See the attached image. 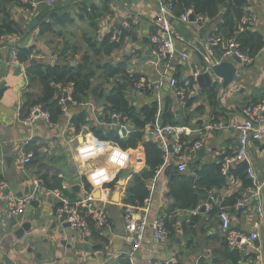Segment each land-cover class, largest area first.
Returning a JSON list of instances; mask_svg holds the SVG:
<instances>
[{
    "label": "crops",
    "instance_id": "0c3cea01",
    "mask_svg": "<svg viewBox=\"0 0 264 264\" xmlns=\"http://www.w3.org/2000/svg\"><path fill=\"white\" fill-rule=\"evenodd\" d=\"M41 2L36 0L31 9L20 2L0 3V27L8 17L21 29V34L0 37V90L5 89L0 100V184L5 186L0 189V195L11 192L23 197L31 192L32 179L45 177L51 186L53 180L59 178L67 198L75 202L88 201L108 215L109 226L92 224L90 236L86 237L80 231L60 224L56 217L58 201L45 194L32 201L36 204L27 205L24 214L17 219L8 218L5 206L1 204L0 264H128L125 254L130 251L131 243L124 233L126 206L122 201L131 176L140 174L145 168L141 146L116 158L119 166L115 167L109 161L114 148L110 143L99 142L87 133V128L75 133L69 122L75 108L69 109V115L61 116L52 128L44 122L24 126L21 120L25 107L42 93L37 82L27 76L25 65L21 68L11 64V51L31 48L30 59L35 61L32 64H61L64 57L75 66L82 55H88L91 62L97 61L87 41L101 48L119 44L125 33L120 47L109 57L104 56L101 63H124L130 78L175 79L177 87L182 88L192 83L194 74L205 72L209 60L214 65L223 62L221 56L228 40L222 31L216 36L220 41L212 55H208L206 42L216 32L219 20L184 22L174 13L171 27L175 35V55L170 60H161L154 54L149 41L153 21L159 12L156 0H56L53 7ZM84 3L95 7L91 18L79 12ZM244 11L251 18L250 30L259 33L264 41V0H253ZM64 15L70 21L58 25L55 19ZM30 22H35L32 30L28 29ZM40 23L52 27L50 33L41 35ZM76 49L79 53L74 55ZM237 68L238 78L225 89L222 79L212 78L217 92L214 107L206 94H200L201 89L213 86L200 88L198 95L182 103L166 85L157 93L136 90L133 84L124 83L126 98L137 111L157 103L158 121L160 111L167 107L174 122L186 124L184 126L193 131L183 137L182 159L188 171L179 174L190 176L195 170L220 164L223 158L232 156L238 146L233 126L242 120V109L264 101V47L250 63ZM116 80L117 77L105 79L97 72L93 86L101 85L108 93ZM85 109L89 119L94 121L92 111ZM94 111L100 119L101 107L95 106ZM147 139L151 140L148 136ZM194 142H199L201 147L190 153ZM114 153L116 155L118 151ZM248 153L258 175L259 201L254 198L241 210L228 204L233 196L248 193L250 187H244L240 178L229 174L224 176L226 185L204 192L194 210L173 208V199L168 195L173 175L161 168L147 182L148 224L134 263L264 264V135L260 141L249 145ZM27 154L32 158L25 164L23 160ZM7 159L11 160L7 162ZM167 164L176 168L177 162L172 155ZM123 175L125 180L121 187L117 182ZM142 209L144 206L135 210L137 217L143 214ZM220 210L228 213L233 229L254 238L253 247L236 250L240 255L236 263L226 248L225 233L218 217ZM161 218L167 219L170 231L165 241L157 243L153 239L152 223ZM25 224L30 230L16 238L15 232ZM228 248L233 250L229 245Z\"/></svg>",
    "mask_w": 264,
    "mask_h": 264
},
{
    "label": "trees",
    "instance_id": "16d2710c",
    "mask_svg": "<svg viewBox=\"0 0 264 264\" xmlns=\"http://www.w3.org/2000/svg\"><path fill=\"white\" fill-rule=\"evenodd\" d=\"M174 5V13L177 16L190 14L193 18L201 17L207 20L218 19L219 23L216 32L213 36H218L222 31L225 32L227 40L234 39L238 44V51L246 55L248 58L254 59L255 56L263 49L264 41L262 36L250 30L249 25H241L240 20L247 15L244 11V0H170ZM15 2L16 0H5L1 4ZM27 9H31L29 3L25 4ZM95 10L94 6H88L85 3L80 5L79 12L84 13L85 16L91 18L92 12ZM222 11V13H221ZM58 25H64L69 22L68 16L57 17ZM40 34L50 33L52 27L46 23H40ZM17 35L21 34L20 26L11 21L8 17L2 21L0 27V37L3 35ZM125 33L122 34V38ZM109 38V37H108ZM122 38L119 44H111L110 46L103 45L101 48H96L94 44L87 41L86 44L92 50L93 57L97 58L96 62L89 61L88 55H82L81 61L74 67L70 65L71 61L64 59L61 64L57 63H31L30 55L31 48H19L17 51L18 60L25 65L27 76L37 82L41 88L42 95L40 98L27 104L24 110L23 118H25L29 110L35 105H41L49 115L51 122L54 125L63 116L60 107L57 103L56 90L50 85L51 82L57 84H72L73 92L71 94L72 100L77 104L90 102L99 107V102L103 101L102 116L98 119V123L89 119V114L84 107H77L70 117V124L74 128L75 133H79L82 128H87V133L91 134L100 142H107L119 148L122 151H134L141 146L144 154L145 169L140 174H133L126 187L123 204L134 208L143 207L144 201L149 197V190L147 182L153 179L158 171L164 167L169 175H173L169 182L168 195L173 199V208L178 210H194L199 205L201 195L204 192L213 188L219 189L226 185V178L222 175L221 164L208 165L202 167L200 170L193 171L192 175H184L177 173L176 168L172 164H164V153L159 146L153 141L148 140L145 130L147 126H152L158 116V105L153 103L150 106H144L140 110H136L126 98L125 85H134L139 80L137 77H129L126 74L125 64L119 63L112 65L110 63H101V59L106 56L109 57L113 50L120 47ZM108 47V48H106ZM79 53V50H74V55ZM97 72H101L105 79L116 78L114 87L110 92L105 93L101 85L93 86V79ZM141 79V78H140ZM201 95L206 94V97L212 107L217 102V92L214 87L201 89ZM190 101L187 103L189 105ZM111 114H120L126 117L129 121L128 134L120 138L117 130L110 126L112 123L110 119ZM139 117L134 120V117ZM159 122L162 126L166 125H181L173 121V114L167 107L160 111ZM185 123V122H184ZM189 145V144H188ZM172 171L173 173H171ZM189 174V173H188ZM228 176H235L240 178L244 183V187H251V182L247 179L245 174V165L236 166L234 171H229ZM47 188L58 189L61 193L68 197L62 190V180L55 178L53 184L50 186L46 178H41ZM116 181L113 183V185ZM88 188V185H86ZM240 198V195L232 197L228 204L233 206ZM72 201V200H70ZM163 222L170 231V226L166 218ZM92 226V223L90 224ZM93 234L95 232L93 231ZM226 248L230 252L233 263L240 260L238 251Z\"/></svg>",
    "mask_w": 264,
    "mask_h": 264
},
{
    "label": "built area",
    "instance_id": "2783aa9c",
    "mask_svg": "<svg viewBox=\"0 0 264 264\" xmlns=\"http://www.w3.org/2000/svg\"><path fill=\"white\" fill-rule=\"evenodd\" d=\"M5 0H0V3ZM20 3H29L31 6L35 4L36 0H16ZM159 6V12L156 19L153 21V32L149 36V41L152 44L154 54L161 60H170L175 55V35L171 27V19L174 17V5L170 0H156ZM245 7H247L253 0H244ZM56 0H42L47 7H53ZM190 14H184L179 16L180 21L188 22ZM196 22L204 21L203 18H194ZM251 18L245 15L241 18V25H249ZM125 26V24H124ZM116 40V39H115ZM219 38L216 36H210L206 42V52L208 55H212V50L217 46ZM232 56L238 57L241 62L248 64L252 60L246 55L238 51V44L234 39H229L226 43L225 50L221 56L223 61L229 60ZM11 64L16 67H24L17 58V51H11ZM208 64V63H207ZM219 64L216 63L215 65ZM214 66L209 60V64L206 66L204 71H208L209 68ZM198 74H194L193 81L191 84L178 88L175 79L165 81V78L160 80H148L141 78L134 83L136 90L154 91L159 93L163 86H168L174 93L180 102L185 103L187 100L198 95L200 87L196 81ZM50 85L56 90L57 103L63 115H69V109L77 107H86L92 111L94 116V122L101 125L98 121L95 113V105L90 102L81 103L77 105L71 97L73 92L72 84H57L51 82ZM264 101L256 105H247L242 109V120L233 126V130L237 133L238 146L235 153L232 156L225 157L221 160V172L225 176L228 172L236 166L244 164L245 174L248 180L251 182L249 192L242 195L239 200L234 204L235 210H241L247 207L252 199L256 198L259 201V183L258 175L255 171L253 164L250 161L248 147L251 143L258 142L264 135ZM110 119L112 123L111 127L117 130L120 138L125 137L129 132L128 119L122 117L120 114H111ZM37 122H44L47 127H54V123L51 122L49 113L43 109L41 105H35L30 110L28 115L21 120L24 126H32ZM218 128H221L220 126ZM125 131L123 135L122 132ZM199 132V131H197ZM146 136H151L153 140L164 153V164H167L168 158L172 155L177 164L176 170L178 173H186L188 171L187 164L183 161L184 143L183 137L193 133L186 126L181 125H166L162 126L156 118L155 123L152 126H147L145 130ZM100 142V141H99ZM113 146V145H112ZM172 147V153L168 152L169 147ZM112 153L109 156V161L115 167L116 158H122L125 151L113 146ZM201 147L199 142H194L192 147L189 149L190 153H195ZM115 151L118 153L115 155ZM129 152V151H126ZM32 158L31 154H27L23 160V163L27 164ZM121 165V164H120ZM119 166V165H118ZM4 183L0 184V189L4 188ZM101 186V185H100ZM40 194H45L58 201V207L56 209V217L60 224H69L73 230L80 231L86 237L90 236L91 223L98 227H108L109 218L106 213L96 209L92 205L88 204V201L75 202L70 201L69 198L65 197L61 191L48 189L45 182L40 178L31 180V192L23 197H17L13 193H7L0 195V205L5 206V212L7 217L10 219H17L22 216L25 212L27 205H29L36 197ZM148 200L144 201L143 214L137 217L135 210L137 208L126 206L124 214V233L126 238L131 243L130 251L125 254V259L128 264H135L134 257L135 253L140 249L145 228L148 224V217L146 215ZM259 203V202H258ZM85 209V210H84ZM220 228L225 233V238L230 246L234 250H241L244 246L253 247L254 238L246 237L244 234L236 231L231 226L230 217L227 212L220 210L219 212ZM153 239L155 242L160 243L167 239L168 232L163 222V219H157L152 223ZM95 254H100L95 252ZM170 263L167 264H171Z\"/></svg>",
    "mask_w": 264,
    "mask_h": 264
},
{
    "label": "water",
    "instance_id": "95a60500",
    "mask_svg": "<svg viewBox=\"0 0 264 264\" xmlns=\"http://www.w3.org/2000/svg\"><path fill=\"white\" fill-rule=\"evenodd\" d=\"M189 21L193 22V17L190 15L189 16ZM35 27V22H30L29 23V30H32ZM112 32H114V30H111ZM35 61H32L31 63H34ZM241 65H245V63L241 62V60L236 57V56H232L229 60L223 61L217 65L212 66L211 68H209L208 71L201 73L198 75L196 81L199 85L200 88H204L205 86H215V82L214 80H218V79H222V88H226L229 85H231L238 77H237V66H241ZM71 66H74V63H71ZM213 78V79H212ZM5 91V89H1L0 90V100L1 97L3 95V92ZM103 105V101L99 102V106ZM139 117H134V120H138ZM122 134H125V131L122 132ZM149 139H151V136H148ZM168 152L171 154L172 153V147L170 146L168 149ZM202 152H200L201 154ZM9 160L11 159H7V162H9ZM145 169V168H144ZM124 180H125V176H121L117 182L118 186L123 187L124 185ZM31 205H34L36 203H30ZM66 227H70L69 224H65ZM30 230V226L25 224L23 225L20 229H18V231L15 232V236L16 238H21L23 236L24 233H27Z\"/></svg>",
    "mask_w": 264,
    "mask_h": 264
},
{
    "label": "bare ground",
    "instance_id": "6f19581e",
    "mask_svg": "<svg viewBox=\"0 0 264 264\" xmlns=\"http://www.w3.org/2000/svg\"><path fill=\"white\" fill-rule=\"evenodd\" d=\"M193 21H194V18H193Z\"/></svg>",
    "mask_w": 264,
    "mask_h": 264
}]
</instances>
